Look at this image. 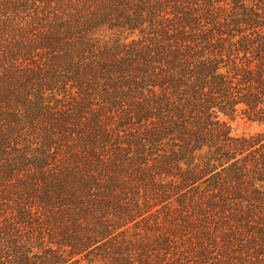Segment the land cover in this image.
Wrapping results in <instances>:
<instances>
[{
    "label": "trees",
    "instance_id": "16d2710c",
    "mask_svg": "<svg viewBox=\"0 0 264 264\" xmlns=\"http://www.w3.org/2000/svg\"><path fill=\"white\" fill-rule=\"evenodd\" d=\"M0 264H264V0H0Z\"/></svg>",
    "mask_w": 264,
    "mask_h": 264
},
{
    "label": "rangeland",
    "instance_id": "374dc122",
    "mask_svg": "<svg viewBox=\"0 0 264 264\" xmlns=\"http://www.w3.org/2000/svg\"><path fill=\"white\" fill-rule=\"evenodd\" d=\"M234 130H235L236 134L241 135V134L252 133V132L258 130V128L255 127L254 125H251V124L247 123V122L238 120L234 124Z\"/></svg>",
    "mask_w": 264,
    "mask_h": 264
}]
</instances>
